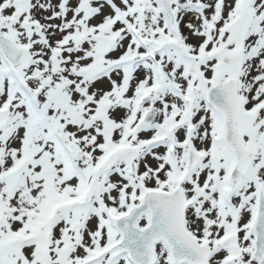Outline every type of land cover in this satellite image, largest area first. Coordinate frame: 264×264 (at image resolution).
Masks as SVG:
<instances>
[{
    "label": "snow or ice",
    "instance_id": "snow-or-ice-1",
    "mask_svg": "<svg viewBox=\"0 0 264 264\" xmlns=\"http://www.w3.org/2000/svg\"><path fill=\"white\" fill-rule=\"evenodd\" d=\"M0 264H264V0H0Z\"/></svg>",
    "mask_w": 264,
    "mask_h": 264
}]
</instances>
